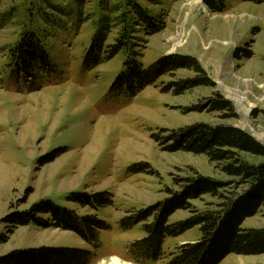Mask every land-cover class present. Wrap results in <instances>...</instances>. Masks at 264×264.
I'll list each match as a JSON object with an SVG mask.
<instances>
[{
  "label": "rangeland",
  "instance_id": "rangeland-1",
  "mask_svg": "<svg viewBox=\"0 0 264 264\" xmlns=\"http://www.w3.org/2000/svg\"><path fill=\"white\" fill-rule=\"evenodd\" d=\"M128 0H0V258L11 251L38 247L88 251L91 264H135L128 248L145 238L143 223L128 227L133 214L180 192L185 179L196 175L227 181L205 156L170 147L181 131L194 124L232 125L264 145V2L223 0L225 11L212 13L204 0H133L146 11L144 21ZM131 11L127 29L133 46L94 65L90 53L98 35L107 45L118 44L124 24L121 11ZM164 23L153 35L149 26ZM23 32L32 33L48 62L31 75L20 73L10 48ZM132 51L143 68L168 54L196 58L215 88H195L176 96L163 91L191 74L166 75L136 95L113 89ZM250 54L245 58V54ZM219 92L235 107L236 119L191 112ZM72 195H103L102 205L82 207ZM51 202L79 217L95 216L105 227L97 242L76 233L43 229L34 224L12 228L6 218ZM218 199L203 196L176 211L173 225L214 207ZM244 229L264 228V208L248 218ZM12 230L11 234L8 231ZM202 237L194 227L167 237L162 258ZM119 257L110 261V256ZM220 264H264V254L229 255Z\"/></svg>",
  "mask_w": 264,
  "mask_h": 264
},
{
  "label": "trees",
  "instance_id": "trees-1",
  "mask_svg": "<svg viewBox=\"0 0 264 264\" xmlns=\"http://www.w3.org/2000/svg\"><path fill=\"white\" fill-rule=\"evenodd\" d=\"M212 13L225 11L223 0H204ZM251 3H263L264 0H241ZM127 5L138 9L144 21H151L145 10L128 0ZM133 19L131 11H121L119 20L122 26L118 44L107 45L110 54L101 55L105 50L106 35H98L91 52L98 51L94 65L104 59H110L121 53V50L133 46L131 32L127 23ZM146 35L159 33L164 23L153 26ZM10 57L20 73L31 75L34 68L46 64L48 55L32 33L23 32L10 48ZM106 51V50H105ZM132 57L124 62V70L114 82L113 89L127 91L136 95L148 86L154 85L163 76L175 75L183 71L191 74L179 79L163 89L171 90L179 96L195 88H215V82L209 77L201 63L190 55L168 54L162 56L156 64L143 68L135 57L140 53L132 51ZM250 54L246 53L245 58ZM220 114L221 119H236L235 107L219 92H214L205 104L192 107L191 112ZM170 151H183L193 155H202L216 165L227 181H217L196 175L185 179V186L180 192L171 193L163 201L157 202L147 209L133 214L128 219V227L143 223L145 238L131 245L127 252L129 259L135 264L157 262L162 258V245L167 237H176L184 232L199 227L202 237L197 243L183 245L172 252L167 264H220L229 255L256 256L264 254V228L244 229L243 223L254 217L264 208V145L250 133L232 125L210 126L194 124L181 131L177 140L173 141ZM210 196L219 202L205 212L197 214L183 222L168 224L169 218L176 211H187L189 203ZM70 199L82 207L92 204L102 205L107 200L103 195H72ZM12 228L34 224L39 228L59 229L76 233L85 242H97V232L104 228V222L95 216L79 217L75 212L59 208L51 202H43L32 206L21 213L14 212L6 218ZM12 230L8 231L11 234ZM7 237H1L5 243ZM90 252L72 248L38 247L27 250H15L0 258V264H91Z\"/></svg>",
  "mask_w": 264,
  "mask_h": 264
},
{
  "label": "bare ground",
  "instance_id": "bare-ground-1",
  "mask_svg": "<svg viewBox=\"0 0 264 264\" xmlns=\"http://www.w3.org/2000/svg\"><path fill=\"white\" fill-rule=\"evenodd\" d=\"M112 264H118V263H117V260L113 261Z\"/></svg>",
  "mask_w": 264,
  "mask_h": 264
},
{
  "label": "crops",
  "instance_id": "crops-1",
  "mask_svg": "<svg viewBox=\"0 0 264 264\" xmlns=\"http://www.w3.org/2000/svg\"><path fill=\"white\" fill-rule=\"evenodd\" d=\"M110 257H117V256H115V255H112V256H110ZM117 258H119V257H117ZM120 259V258H119Z\"/></svg>",
  "mask_w": 264,
  "mask_h": 264
},
{
  "label": "built area",
  "instance_id": "built-area-1",
  "mask_svg": "<svg viewBox=\"0 0 264 264\" xmlns=\"http://www.w3.org/2000/svg\"><path fill=\"white\" fill-rule=\"evenodd\" d=\"M110 261H112V260H110Z\"/></svg>",
  "mask_w": 264,
  "mask_h": 264
}]
</instances>
